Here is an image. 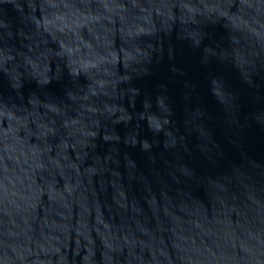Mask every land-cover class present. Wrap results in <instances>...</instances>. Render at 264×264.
<instances>
[{
  "label": "water",
  "instance_id": "1",
  "mask_svg": "<svg viewBox=\"0 0 264 264\" xmlns=\"http://www.w3.org/2000/svg\"><path fill=\"white\" fill-rule=\"evenodd\" d=\"M0 264H264V0H0Z\"/></svg>",
  "mask_w": 264,
  "mask_h": 264
}]
</instances>
